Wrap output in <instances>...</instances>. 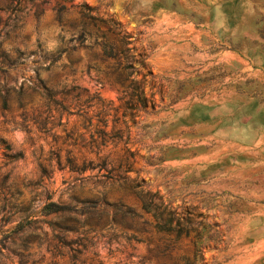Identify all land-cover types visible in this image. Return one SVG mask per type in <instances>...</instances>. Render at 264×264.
<instances>
[{
  "label": "rangeland",
  "instance_id": "obj_1",
  "mask_svg": "<svg viewBox=\"0 0 264 264\" xmlns=\"http://www.w3.org/2000/svg\"><path fill=\"white\" fill-rule=\"evenodd\" d=\"M0 264H264V0H0Z\"/></svg>",
  "mask_w": 264,
  "mask_h": 264
},
{
  "label": "trees",
  "instance_id": "obj_2",
  "mask_svg": "<svg viewBox=\"0 0 264 264\" xmlns=\"http://www.w3.org/2000/svg\"><path fill=\"white\" fill-rule=\"evenodd\" d=\"M128 49L127 51H129ZM105 55L108 59L112 60H119L118 55L114 53V49L111 46V49L109 51H105ZM131 58V57H126ZM142 66L144 65V61H141ZM117 67L120 68L121 65L117 64ZM123 71L127 73V76H131L133 72L136 71V68L134 67V64H126L123 67ZM131 93L126 95V100L124 101L123 105L120 107L123 109V117L125 118L127 115H130L133 117L134 112H146V108L149 106L150 101L145 96L144 91L141 89V87L136 84L132 83L130 86ZM78 89H72L69 92L68 91H62L61 94V100H58L55 98L58 94H54L53 92L49 91L47 93V98L50 103L55 105L57 108H59V112H66L68 115H80L84 108H82L85 105L81 104V97L76 94L75 91ZM71 98V99H70ZM71 100V101H69ZM66 102L69 103V105H66ZM77 102V103H76ZM77 104V105H76ZM74 106V107H73ZM155 105L151 104V108L154 111ZM78 108V109H77ZM80 108V109H79ZM106 109V107H105ZM102 110V113L106 114V111ZM117 112L118 109H115ZM118 121L115 120V123ZM106 126V123H105ZM104 138L107 137V134L103 132ZM111 139V138H110ZM105 143V142H103ZM144 194V198H147L144 200L143 206L145 211L148 214H151L153 218L158 222V227L161 229L169 228L168 230H172L174 227V223L176 222V229L181 232V230L186 229L188 234V230H190V227L192 225V215L187 213L184 216L179 215L177 210H172L170 205L165 204L162 201L158 200L159 194L158 193H150L149 191ZM161 199V198H160ZM67 207H61L59 204L55 202H51L48 205L45 206L44 210L48 215L51 214H60L67 210Z\"/></svg>",
  "mask_w": 264,
  "mask_h": 264
}]
</instances>
